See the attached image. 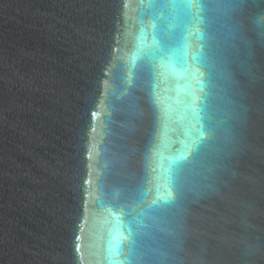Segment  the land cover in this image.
<instances>
[{
    "label": "water",
    "instance_id": "water-1",
    "mask_svg": "<svg viewBox=\"0 0 264 264\" xmlns=\"http://www.w3.org/2000/svg\"><path fill=\"white\" fill-rule=\"evenodd\" d=\"M0 264H264V0H0Z\"/></svg>",
    "mask_w": 264,
    "mask_h": 264
}]
</instances>
